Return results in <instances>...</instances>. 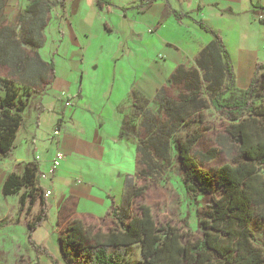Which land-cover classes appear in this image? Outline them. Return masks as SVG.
Returning <instances> with one entry per match:
<instances>
[{
  "label": "trees",
  "instance_id": "trees-1",
  "mask_svg": "<svg viewBox=\"0 0 264 264\" xmlns=\"http://www.w3.org/2000/svg\"><path fill=\"white\" fill-rule=\"evenodd\" d=\"M6 3L0 0L1 157L10 155L16 145L29 98L42 93L53 79L52 62L43 60L37 52L30 54L25 47L42 44L49 0H30L19 17V34L13 24L1 18ZM170 12L176 19L184 15L179 10ZM196 22L213 38L200 50L196 66L179 63L170 74V82L180 88L179 93L172 95L162 85L156 94L160 111L155 113L138 107L137 94L132 91L134 117L139 114L141 118V132H137L140 167L126 176L122 203L111 200L107 211L110 224L106 217L100 222L79 216L69 218L59 236V261L32 239V232L48 218L50 208L46 189L39 181L37 161L17 163L6 175L2 193L18 194L19 212H30L33 205L39 204L26 222L28 239L52 264H129V248L135 242L141 247L139 264H264V103H257L258 98L264 100V61L257 62L249 83L238 95L222 98L221 94L230 88L225 82L231 86L235 82L233 65L220 34L203 21ZM3 68L10 70L2 74ZM203 82L213 109L230 122L227 132L235 146L230 160L211 170L202 168L193 155L196 140L177 135L199 108L207 106L200 98ZM134 128L132 123L124 124L120 135ZM216 155L217 150L210 148L199 153V162ZM175 159L198 210L200 236L185 243L168 221H155L149 206L141 204L135 212L131 209L133 200L145 188L137 186L136 181L151 178L157 171L164 173ZM206 195L210 200L204 202ZM8 221L4 217L0 225Z\"/></svg>",
  "mask_w": 264,
  "mask_h": 264
},
{
  "label": "crops",
  "instance_id": "crops-1",
  "mask_svg": "<svg viewBox=\"0 0 264 264\" xmlns=\"http://www.w3.org/2000/svg\"><path fill=\"white\" fill-rule=\"evenodd\" d=\"M8 1L1 18L13 24L19 34V17L30 0H18L23 8L18 11L15 21L11 22L7 16H3ZM142 1L49 0L42 44L38 47L25 45L30 54L37 52L43 60L52 62L53 79L47 85V93L50 91L53 99L45 103V92L39 98L41 104L37 101L39 94L29 98L27 115L20 127L25 132L26 140L22 150L17 151V136L10 156L14 165L21 161H34L33 153L38 156L40 184L45 189L52 186V190H57L52 202L47 198L50 208L55 205L57 217H60L57 222H62L64 226L74 216L99 222L106 217V223H111L107 214L113 200L107 195L109 184L121 169L125 170L124 183L126 176L132 175L127 173V162L114 167L109 164L111 153L116 154L113 157L121 158L120 148L124 154L127 152L119 136L122 116L117 106L119 103L132 102V91L136 94L143 92L144 85L138 80L144 73L157 77L160 39L165 46L162 53L168 47L160 28H157L162 16L172 20V23H178L184 17H189L196 24V21H203L218 33V19H235L238 15L235 7L244 3L243 7L246 6L252 12L258 40L257 46L242 43L235 53H230L226 48L235 70L236 82L240 86L247 85L257 62L264 61L258 52V49H263L264 55V0H151L141 4ZM170 9L179 10L184 15L176 19ZM208 34L210 37L206 44L213 38ZM29 48L34 51L31 52ZM58 69L60 73H66L64 77L58 76ZM58 78L64 80L61 86L56 83ZM60 87L66 89L71 105L65 106L61 98H58L59 105L54 102L56 88ZM63 105L64 116L61 114ZM46 111L55 113L52 126L59 125L61 131L58 136H53L51 132L44 140L53 144V151L51 156L47 151L42 165L41 155L36 151V137L30 126L35 122V126L39 127L41 115ZM57 149L63 152L64 157L56 173L51 176L48 169ZM118 188L119 183L116 182L115 190Z\"/></svg>",
  "mask_w": 264,
  "mask_h": 264
},
{
  "label": "rangeland",
  "instance_id": "rangeland-1",
  "mask_svg": "<svg viewBox=\"0 0 264 264\" xmlns=\"http://www.w3.org/2000/svg\"><path fill=\"white\" fill-rule=\"evenodd\" d=\"M243 6L244 3L238 7L239 9L235 7L238 11V15L234 17L235 19L229 21L218 19V33L221 35L223 42L230 53H235L242 43L249 45L254 44V46L257 44L258 37L255 33L252 12L250 9H247L246 6ZM22 8L23 6L18 0H15V2L9 0L6 12L3 13V16H7L11 22L15 19L18 11ZM171 21H169L166 16H162L157 25V28H160L159 31H161L164 41L168 46L165 49L166 53H162L165 46L160 39L158 47L160 53L158 61L160 66L155 73L157 77L153 78L150 73H144L142 78L138 80V83H143L144 88L143 92L140 91L137 93V106L147 107L155 113H159L160 111L156 100V94L162 85H164L172 95H175L180 91L178 86L170 82V74L173 72L172 69L174 66L177 65L178 62L186 64L187 67L196 66L195 60L199 55V51L210 37L208 33L201 30L189 17L182 18L178 23H172ZM30 51L33 52L34 50L30 49ZM167 52L169 53L167 54ZM258 52L260 59H264L263 49H258ZM7 72L6 68L1 70L2 74H7ZM60 72L61 71L58 69V76L64 77V74L66 73ZM64 79L66 80V78ZM56 83H59V86H61V83H64V80L58 78ZM225 83V85H230V88L221 94L222 98H227L231 95H238L242 91L241 89L246 87L245 84L240 86V83L236 82V74L235 82L232 86L228 81ZM206 85V82L202 83L200 98L206 101L207 106L201 109L199 108L198 113H195L190 117V120L178 130L177 135L183 139L192 136V139L196 140L192 147V153L202 168L211 170L228 162L235 151V146L227 132L230 122L224 119L211 106ZM58 88H56L57 95L54 98V102L57 105H59L60 102V99L58 98H61L63 101L62 92H65V94L68 95L67 91H65L66 87ZM48 89L49 87L46 86L43 92L46 94ZM42 95L43 94L40 93L38 99ZM52 99L53 95L49 91L44 97V101L45 103H49ZM37 101L41 104L40 99ZM260 102L264 103V100L262 101L258 98L257 103ZM135 108L136 107L133 106L132 102L119 103L117 106V111L122 116V125H129L132 123L135 128L132 131L126 132L124 135L119 134L120 138L123 140L122 145L126 147L127 152L124 154L121 147V150L119 151L121 158H119V156L113 157V155H116L113 152L111 153L109 162L113 167L127 162V173H132V175L140 167L137 132H141V118L139 114L134 117V114L136 113ZM64 112L65 106L63 105L61 114L63 115ZM54 115V112L46 111L41 115L39 127L35 126V122L31 123L32 126H30V129L33 128V134H35L36 137V151L41 155L40 163L42 165L45 163L43 159H45L47 151L50 152L49 156H51L53 151V144L50 143V141L47 143V141L44 140L47 139L49 136L48 134H51L52 132ZM18 134L17 151H21L24 140H26L23 128L20 129ZM45 143L47 144L44 147ZM210 148L217 150L216 157L209 161L199 162V153L206 152ZM10 157V155L3 157L0 156V221L4 217H7L9 220L8 223L0 225V264H34L35 261H38L39 264H52L51 260L45 254L39 253L32 247L28 239L26 222L34 213H36L39 204L36 203L33 205L30 212L25 209L19 212L18 194L5 196L2 193V183L6 175L16 168V165L13 164L14 160L12 161V157ZM32 159L36 161L38 160L35 153H33ZM19 163L24 162L21 161ZM124 172V169L117 172L112 183L109 184L110 186L107 191V195L114 200L115 204L122 203L125 188V183L123 181ZM182 175L183 171L179 166L178 160L175 159L174 165L166 169L164 173L157 171L151 178L137 180L136 185H144L145 188L143 193L133 200L131 209L135 212L141 204L149 206L155 221L157 223L168 221L171 226L178 231L181 241L185 243L187 241H193L199 237L200 230L196 223L198 213L197 206L185 189ZM77 179L81 182L83 181L82 178ZM116 182L119 183V188L115 190ZM84 183H86V181H84ZM113 184L114 188H112ZM48 189L51 194L47 197L52 202V197L55 196L54 192L57 190H52V186L48 187ZM209 200V195H206L203 199L204 202ZM57 218L60 217H57L55 205H53L49 210L48 218L32 232V239L36 243L45 246L52 256L59 261H62L59 236L63 234L65 226L60 221L58 223ZM185 222L188 223V226L185 225ZM258 230L259 227H257V231ZM129 251V264H139V261L142 258L140 243L135 242L131 244Z\"/></svg>",
  "mask_w": 264,
  "mask_h": 264
},
{
  "label": "built area",
  "instance_id": "built-area-1",
  "mask_svg": "<svg viewBox=\"0 0 264 264\" xmlns=\"http://www.w3.org/2000/svg\"><path fill=\"white\" fill-rule=\"evenodd\" d=\"M62 97H63V103H64L65 106L71 105V99H70V97L68 95L65 94V92H62ZM60 131L61 130H60L59 125H56L53 128V130H52V135L53 136H58L60 134ZM63 157H64V154H63V152L61 150L57 149L54 152V154H53V156H52V158L50 160V165H49V169H48V173L50 175L54 174V172L56 171V169L60 165V162L63 159ZM37 158H38V156H37ZM45 193L48 196V195H50L51 192H50L49 189H46Z\"/></svg>",
  "mask_w": 264,
  "mask_h": 264
}]
</instances>
